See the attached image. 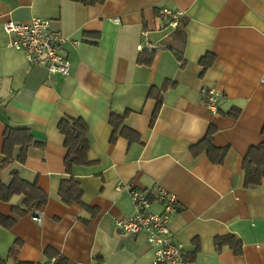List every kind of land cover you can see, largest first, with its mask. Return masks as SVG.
Segmentation results:
<instances>
[{
	"label": "crops",
	"instance_id": "crops-1",
	"mask_svg": "<svg viewBox=\"0 0 264 264\" xmlns=\"http://www.w3.org/2000/svg\"><path fill=\"white\" fill-rule=\"evenodd\" d=\"M163 7L183 11L171 32L162 29ZM33 16L61 32L71 62L66 76L30 65L8 45L3 23ZM143 51L153 53L149 65L138 62ZM262 77L264 0H0V183L8 186L16 174L47 196L39 208H26L23 194L0 199L2 262L151 264L144 234L121 233L113 220L133 214L130 189L160 185L178 199L169 229L186 264H264V177L245 187L242 168L247 150L263 140ZM210 86L222 92L219 118L200 93ZM157 91L162 102L150 125ZM111 112H127L123 124L138 139L118 133L111 141ZM63 118H82L89 128V163L70 170L86 208L58 195L70 177ZM6 126L26 129L36 143L23 161L16 145L3 164ZM210 127L212 145L226 147L220 164L199 144ZM223 235L239 239V255L227 245L216 250L214 238Z\"/></svg>",
	"mask_w": 264,
	"mask_h": 264
},
{
	"label": "built area",
	"instance_id": "built-area-1",
	"mask_svg": "<svg viewBox=\"0 0 264 264\" xmlns=\"http://www.w3.org/2000/svg\"><path fill=\"white\" fill-rule=\"evenodd\" d=\"M181 10L161 8V18L164 22L162 29L169 32L180 24ZM4 32L8 35V45L22 51L27 62L33 66H42L51 74L66 76L70 70V63L63 51L64 38L61 32L51 26V21L37 16L28 21L15 22L7 20L3 23ZM137 49H143L139 45ZM261 82L264 83V77ZM202 100L213 118L220 117L219 99L222 92L216 87H203L200 90ZM121 188L120 184H117ZM129 195L134 206L133 214L125 218H115L114 226L121 233H142L151 246V264H186L187 260L182 243L172 239L169 229L171 217L179 210L178 199L174 193L158 185L153 191L130 189ZM156 202L160 206L159 212L150 210V205ZM32 219L41 221L40 212L32 211ZM57 258L51 257L43 263L57 264Z\"/></svg>",
	"mask_w": 264,
	"mask_h": 264
},
{
	"label": "trees",
	"instance_id": "trees-1",
	"mask_svg": "<svg viewBox=\"0 0 264 264\" xmlns=\"http://www.w3.org/2000/svg\"><path fill=\"white\" fill-rule=\"evenodd\" d=\"M75 1L87 5L98 0ZM176 56L180 61L183 60L180 53L176 52ZM152 59L153 53H148L145 51L140 53L138 56V62H140V64L149 65ZM200 61L204 64L203 69H205L208 66L207 61H204V59ZM161 97L162 93L158 92L156 98L157 102L150 125L154 123V120L159 112L162 102ZM127 114V112L123 114H117L114 112L110 113L108 121L113 129L110 139L111 141H115L114 139L118 133L124 135L129 140L138 139V135L123 124ZM58 129H60V133L64 136L63 144L67 149L64 162L66 170L70 174V170L73 165L89 163L87 158L88 142L86 137L89 128L82 118H63L58 122ZM212 134L213 128L210 127L199 144L206 148L209 161L220 164L223 162L224 156L226 154V147L218 148L213 146L211 143ZM262 135L263 140L256 146L250 147L243 157L242 168L244 171L245 187L260 185L261 180L264 177V125L262 127ZM33 144L36 143L33 141L29 131L24 128H13L6 126L2 149V153L4 155L3 164L7 163L10 160V157H12V150L14 146H20L21 150L18 159L23 161L27 148ZM15 194L24 195L25 198H23V203L26 208H39V206L44 204L47 200L46 194L43 193L35 184H27L26 182L20 180L16 174L13 175V180L8 186L0 183V199L7 201ZM58 195L61 201L66 205H70L72 203L83 205L81 202V192L78 188V184L72 178L71 174L69 178L62 179ZM213 243L217 251L226 245L233 250L234 254L239 255L242 251L241 242L232 235L217 236L214 238ZM0 264H4L1 259Z\"/></svg>",
	"mask_w": 264,
	"mask_h": 264
}]
</instances>
